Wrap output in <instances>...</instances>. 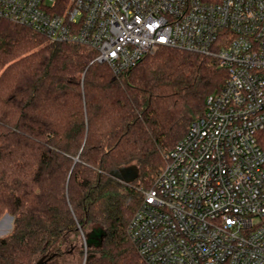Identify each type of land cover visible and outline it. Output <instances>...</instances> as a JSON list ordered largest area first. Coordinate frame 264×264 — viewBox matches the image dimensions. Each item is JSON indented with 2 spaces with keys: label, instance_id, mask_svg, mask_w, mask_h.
Wrapping results in <instances>:
<instances>
[{
  "label": "trees",
  "instance_id": "obj_1",
  "mask_svg": "<svg viewBox=\"0 0 264 264\" xmlns=\"http://www.w3.org/2000/svg\"><path fill=\"white\" fill-rule=\"evenodd\" d=\"M88 45L0 23V264H144L128 224L228 72L161 47L117 72ZM135 165L131 182L112 173Z\"/></svg>",
  "mask_w": 264,
  "mask_h": 264
},
{
  "label": "built area",
  "instance_id": "obj_2",
  "mask_svg": "<svg viewBox=\"0 0 264 264\" xmlns=\"http://www.w3.org/2000/svg\"><path fill=\"white\" fill-rule=\"evenodd\" d=\"M88 45L126 70L161 47L225 84L167 153L127 231L144 264H264V0H0V23Z\"/></svg>",
  "mask_w": 264,
  "mask_h": 264
},
{
  "label": "rangeland",
  "instance_id": "obj_3",
  "mask_svg": "<svg viewBox=\"0 0 264 264\" xmlns=\"http://www.w3.org/2000/svg\"><path fill=\"white\" fill-rule=\"evenodd\" d=\"M135 176V172L132 168H128L124 171L123 177L125 178H132ZM14 224V218L10 214H5L2 219L0 220V237L8 234L11 232ZM72 261L74 264H85L86 262V253L83 254L82 258L81 256H75L73 257Z\"/></svg>",
  "mask_w": 264,
  "mask_h": 264
},
{
  "label": "water",
  "instance_id": "obj_4",
  "mask_svg": "<svg viewBox=\"0 0 264 264\" xmlns=\"http://www.w3.org/2000/svg\"><path fill=\"white\" fill-rule=\"evenodd\" d=\"M128 168H132L134 170V172H135V176L134 177H132V178H125V177H123L124 171L126 169H128ZM137 173H138V168L135 165H132V166H128V167H121L120 169L114 170L112 174L115 177H118L120 179L125 180L126 182H131V181H133L136 178Z\"/></svg>",
  "mask_w": 264,
  "mask_h": 264
}]
</instances>
